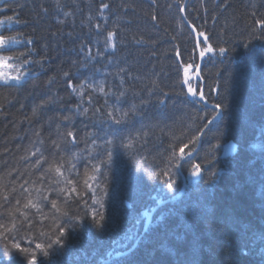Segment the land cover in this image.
Wrapping results in <instances>:
<instances>
[{"label": "trees", "instance_id": "obj_1", "mask_svg": "<svg viewBox=\"0 0 264 264\" xmlns=\"http://www.w3.org/2000/svg\"><path fill=\"white\" fill-rule=\"evenodd\" d=\"M183 2L59 0L58 8L57 0H0V19L14 15L20 21L0 25V35L22 34L24 41L3 54L23 53L20 59L31 61L21 69L30 75L19 84L13 81L10 83L15 86H7L0 82V162L7 160L23 171L28 162L20 157L29 141L37 140L34 135L37 129L45 141L43 147L48 149L46 155L58 132L66 136L72 131L76 145L69 144V151L84 152L87 156L84 150L97 130L91 112L103 104V97L85 88L82 107H90V112L87 116L80 115L75 108L79 98L72 88H78L82 82H98L105 78L106 72L114 76L119 67H125L133 77L140 78L126 77L127 87L140 90L152 87L153 81L156 84V95L145 113L152 123L159 122V127L150 131L148 144L135 159H129L119 149L114 152L108 195L103 197V227L97 229L91 216H86L81 227L66 234L65 247L52 253V264H99L109 253L125 250L118 245L132 235L130 247L151 209L174 195L183 178L187 185L184 196L157 210L161 214L153 217L131 252L105 264H261L264 39L252 40L248 48L243 44L249 40L253 28L257 34L261 32L255 21L264 19V0H189L185 15L199 33L201 50L209 43L217 50L203 58V83L194 78L199 61L197 41L182 18ZM103 4L109 7L103 8ZM108 32L115 33L116 48L105 52ZM200 33L208 37L206 43ZM27 38L33 43L27 44ZM220 47L228 50L223 56L218 52ZM101 52L103 57L98 55ZM109 59L113 62L109 63ZM186 68L189 84H184ZM113 76L107 77L108 82L118 85ZM194 83L197 92L203 86L208 102L221 105L220 116L204 129L198 153L184 164L182 174L171 170L175 183L168 189L164 183L168 176L149 179V173L164 168V160L171 151L169 144L175 145L179 155V148L199 135L206 120L217 113L209 106L192 102L188 87L195 88ZM89 95L93 96L92 105L87 101ZM141 95L147 97L146 90ZM157 100L164 103L157 104ZM42 102L37 116H33V107ZM63 116H69L70 121H63ZM165 125L170 128L161 133L159 128ZM134 127L139 128L140 124L136 122ZM66 139L70 142L73 137ZM216 144L221 147L212 150L213 160L207 153ZM191 149L189 144L185 154ZM142 156H147L144 163H140ZM208 161L215 164L217 177L205 183L191 173L194 165L199 164L207 179L212 169ZM78 167L81 173L78 191L88 201V207L77 201L71 202L70 207L71 212L84 216L85 211L99 206L92 205V194L82 184L83 162ZM145 168L149 171H144ZM104 170L102 166L101 171ZM97 194L101 195L99 189ZM21 243L29 246L27 240ZM5 264L27 262L21 258L9 261L5 257Z\"/></svg>", "mask_w": 264, "mask_h": 264}, {"label": "snow or ice", "instance_id": "obj_2", "mask_svg": "<svg viewBox=\"0 0 264 264\" xmlns=\"http://www.w3.org/2000/svg\"><path fill=\"white\" fill-rule=\"evenodd\" d=\"M56 6L60 7L59 0H57ZM102 7L108 8L109 5L103 4ZM5 22L9 24L20 23L14 15L0 19V25ZM255 23L260 27L261 32L257 34L256 29L253 28L249 40L243 44L245 48L249 47L252 40L264 39V19H258ZM21 35H0V82L7 86H15L10 82L14 81L19 84L26 76L30 75V72L21 70L24 65L31 63L28 59H20L24 55L23 53L19 55L3 54L12 51L13 45L24 42ZM200 35L204 37L206 43L208 37L204 33H200ZM114 36V32H108L104 42L105 52L109 48L115 50ZM26 43L32 44L33 41L31 38H27ZM137 43H140V41H137ZM81 50L83 51V49ZM216 51L209 43L207 47L201 50L200 57L203 59L207 53H215ZM227 51L224 47L218 49L221 56L225 55ZM30 54L31 52H29ZM98 55L103 57L104 53L101 52ZM90 58L95 59V57ZM112 62L109 59V63ZM188 67L190 68L192 65H188ZM13 73L15 74L13 75ZM64 75L67 76L68 74L65 73ZM108 76H113V74L106 72L104 74L105 78L98 82H82L78 88H72L73 93L79 98V103L75 108L80 115L87 116L90 112V107H82L85 88L91 89L92 93L98 92L103 97V104L95 107L91 112L90 118L97 130L91 134V143L84 150L87 152V156L84 155V152L69 151V144L72 147L76 145V138L72 131H68L66 136L58 132L57 139L51 141V151L46 155L48 149L43 147L45 141L41 138V131L37 129L34 132L37 140H30L28 146L24 149L25 154L20 157L21 160L28 162L23 171L19 167L11 165L7 160L0 162V243H2L3 249V253L0 254V264H5V257L9 261L21 258L27 264H52V253L65 247L66 234L69 231L75 232L81 227L86 216H91V222L97 229L103 227V197L108 195L109 173L111 172L114 152L119 149L129 159H135L136 155L148 144L150 131L159 127V122L152 123L145 113L146 106L152 103V97L156 95L155 82H152V87L145 86L140 90L129 88L126 86V77L128 79L140 78L133 77L132 73L125 67H119L113 76L114 79L119 81L118 85L109 83ZM184 84H189L187 68L185 69ZM69 87H72L71 84H69ZM145 90L147 97L141 95ZM188 92L193 103L202 102L207 104L202 88L198 94L197 89L189 85ZM197 94L199 95L198 100ZM164 95L167 96V93H164ZM137 99H139V103L136 102ZM87 101L89 105H92L93 96L89 95ZM156 103L163 104L164 101L157 100ZM43 104L44 102L33 107V116H37L38 108ZM210 107L215 112L221 108V105L213 104ZM218 115L219 113L206 120L203 128L199 130V135L193 136L188 143L179 148V155H177L175 145L169 144L171 151L164 160V168L160 171L150 172L149 179L154 176L156 180H161L168 176L164 183L168 189H172L175 181L170 174L171 170L174 168L179 172L185 163L191 162L193 153H198L197 145L200 136L204 135V129L213 124ZM70 119L69 116L62 117L63 121H70ZM136 122L140 124L139 128L134 127ZM165 128H170V126L165 125L164 128H159V131L164 133ZM99 133H103V135ZM121 133H125V135L121 136ZM219 135L222 136L223 132L221 131ZM66 137H73V139L69 142ZM37 143L40 146H35ZM189 144L192 145V149L185 154V149L189 147ZM220 147L219 144L211 145L207 154L213 156L214 160L212 150ZM97 148L102 149V151H95ZM146 161L147 156H142L140 163ZM81 162H83L84 167L82 184L92 194V205L99 206L98 209L92 207L89 211H85L84 216L71 212L70 207L73 201L83 202L85 207H88V201L84 200L82 193L78 191V186L81 184V173L78 165ZM208 163L212 164V169L209 171L207 179L201 174L199 164L194 165L191 175L200 177L205 183L214 181L217 177L216 166L213 161H208ZM102 166L105 169L103 172L101 171ZM143 170L149 171L147 168ZM14 173L15 176H13ZM97 189L101 193L99 196ZM77 198L79 199L77 200ZM45 208H48L47 212ZM147 227V224H145L146 229ZM133 238L132 235L128 236L126 242L119 244L118 247L131 252L136 244H132V248H129L128 242L132 241ZM136 239L138 240L139 237H136ZM22 240H27L29 246H22ZM116 256H124V253H109V262ZM261 264H264V257L261 259Z\"/></svg>", "mask_w": 264, "mask_h": 264}, {"label": "water", "instance_id": "obj_3", "mask_svg": "<svg viewBox=\"0 0 264 264\" xmlns=\"http://www.w3.org/2000/svg\"><path fill=\"white\" fill-rule=\"evenodd\" d=\"M188 1H189V0H184V4H183V7H182L183 18H184L185 22L187 23V25L189 26V28L194 32V34H195V36H196V39L198 40L199 35H198L196 29H195L194 26H193V25H192V24L186 19L185 15H184L185 8H186V5H187ZM198 47H199V42H198ZM199 55H200V47H199ZM201 62H202V58L200 57V63H199V65H198V68H197V71H196V76H197V77L200 76V73H199V72H200ZM198 98H199V97H197V100H198ZM195 153H196V152L193 153V156L195 155ZM182 193H183V189H181V190H180L175 196H173L172 199L181 196ZM154 210H155V209H154ZM154 210H153V211H154ZM149 216H150V217H149ZM149 216H148L149 218L147 217L146 222H145V224H147V226H148V224L150 223V219H151V216H152V212H150ZM136 243H137V241H136ZM136 243H134V244H136ZM131 248H132V247H131ZM127 252H128V250L123 251L124 254L127 253Z\"/></svg>", "mask_w": 264, "mask_h": 264}, {"label": "bare ground", "instance_id": "obj_4", "mask_svg": "<svg viewBox=\"0 0 264 264\" xmlns=\"http://www.w3.org/2000/svg\"><path fill=\"white\" fill-rule=\"evenodd\" d=\"M183 4H184V2H183ZM183 6V5H182ZM169 202H172L171 200H170V197H166L165 199H163V200H161L155 207H153L152 209H151V211L150 212H152V216H151V219H150V221L152 222V220H153V217L155 218L156 217V215H160L161 214V212H159V211H157L160 207H162V206H164V205H166V204H168ZM155 209V210H154ZM154 210V211H153ZM149 212V213H150ZM149 216V214L146 216V217H148ZM150 217V216H149ZM148 217V218H149ZM147 219V218H146ZM99 264H105V263H99Z\"/></svg>", "mask_w": 264, "mask_h": 264}, {"label": "rangeland", "instance_id": "obj_5", "mask_svg": "<svg viewBox=\"0 0 264 264\" xmlns=\"http://www.w3.org/2000/svg\"><path fill=\"white\" fill-rule=\"evenodd\" d=\"M186 18H187V17H186ZM187 20H188V19H187ZM188 21H189V20H188ZM189 22H190V21H189ZM185 24L187 25L186 22H185ZM211 105H213V104H211ZM211 105H210V106H211ZM210 106H209V107H210ZM184 179H185V178H184ZM182 184H184V183L182 182ZM140 233H141V232H140ZM140 233H139V234H140ZM108 260H109V257H107L106 259L102 260V262H100V263H105V262H107Z\"/></svg>", "mask_w": 264, "mask_h": 264}]
</instances>
